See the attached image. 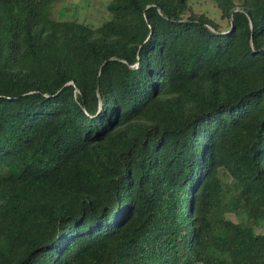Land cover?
I'll use <instances>...</instances> for the list:
<instances>
[{
	"label": "trees",
	"instance_id": "trees-1",
	"mask_svg": "<svg viewBox=\"0 0 264 264\" xmlns=\"http://www.w3.org/2000/svg\"><path fill=\"white\" fill-rule=\"evenodd\" d=\"M191 1L0 0V264H264V0Z\"/></svg>",
	"mask_w": 264,
	"mask_h": 264
},
{
	"label": "rangeland",
	"instance_id": "rangeland-1",
	"mask_svg": "<svg viewBox=\"0 0 264 264\" xmlns=\"http://www.w3.org/2000/svg\"><path fill=\"white\" fill-rule=\"evenodd\" d=\"M108 3L109 0H60L53 11V17L60 21L75 20L98 28L108 18L106 9ZM190 7L195 14H204L216 21L223 30L227 29L228 21L222 17L220 10L212 1L192 0ZM217 177L226 183L231 181L229 174L224 170H220ZM229 218L238 221L234 215H229ZM262 231L263 227L257 228L258 233Z\"/></svg>",
	"mask_w": 264,
	"mask_h": 264
}]
</instances>
